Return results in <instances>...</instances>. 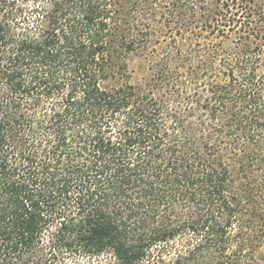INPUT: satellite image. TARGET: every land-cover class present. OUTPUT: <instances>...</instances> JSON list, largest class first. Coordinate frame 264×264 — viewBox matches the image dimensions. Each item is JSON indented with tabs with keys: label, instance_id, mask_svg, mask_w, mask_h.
Here are the masks:
<instances>
[{
	"label": "trees",
	"instance_id": "16d2710c",
	"mask_svg": "<svg viewBox=\"0 0 264 264\" xmlns=\"http://www.w3.org/2000/svg\"><path fill=\"white\" fill-rule=\"evenodd\" d=\"M214 1L0 0V264H264V0Z\"/></svg>",
	"mask_w": 264,
	"mask_h": 264
},
{
	"label": "rangeland",
	"instance_id": "374dc122",
	"mask_svg": "<svg viewBox=\"0 0 264 264\" xmlns=\"http://www.w3.org/2000/svg\"><path fill=\"white\" fill-rule=\"evenodd\" d=\"M214 2H216V1H214ZM204 5H206L207 8H211V7H209V5H211L212 8H214L215 5H216L217 10L223 9V10H220L222 14H226V15L228 14V13H226V11H224V9H225L224 7H219V6H222L221 2L213 3L212 0H205ZM203 11H204V13H207V11H205V10H203ZM200 13H201V11H200ZM198 14H199V12H198ZM208 17H210V15L206 16V18H208ZM197 19L198 20L201 19V21H202V20H204V16L200 17L198 15V16H196V21H197ZM154 47L155 48L151 47V50L149 52L153 51L156 54L161 55L162 54L161 45H159V43H156L154 45ZM147 68H148L147 63L144 61L143 58H141V57H132L129 60V64H128V70L130 71V79H128V81L130 83H132V84H136L138 82H141L143 77H144V75L147 73ZM81 263L82 264H87V261L81 260Z\"/></svg>",
	"mask_w": 264,
	"mask_h": 264
}]
</instances>
